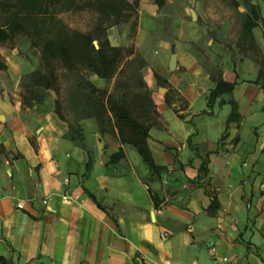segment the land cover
Returning a JSON list of instances; mask_svg holds the SVG:
<instances>
[{"label":"crops","instance_id":"1","mask_svg":"<svg viewBox=\"0 0 264 264\" xmlns=\"http://www.w3.org/2000/svg\"><path fill=\"white\" fill-rule=\"evenodd\" d=\"M126 1L105 36L143 63L155 167L110 114L33 84L39 60L4 57L0 264H264V2L246 34L244 0Z\"/></svg>","mask_w":264,"mask_h":264},{"label":"trees","instance_id":"2","mask_svg":"<svg viewBox=\"0 0 264 264\" xmlns=\"http://www.w3.org/2000/svg\"><path fill=\"white\" fill-rule=\"evenodd\" d=\"M244 3L248 16L243 27L249 34L260 17L256 7ZM78 10H91L97 25L86 32L70 29L61 15ZM133 14L134 4L126 0H0V45L16 37L29 38L40 61V70L31 75L32 83L58 95L60 80L69 77L72 87L68 95H79L88 114L100 122L110 114L120 142L131 145L154 169L148 139L156 113L141 78L143 63L138 57L129 59L132 46H111L105 36L108 26L125 22ZM56 68L62 72L61 79ZM5 69L0 61V70ZM90 75L114 79L111 92L96 88L88 80Z\"/></svg>","mask_w":264,"mask_h":264},{"label":"rangeland","instance_id":"3","mask_svg":"<svg viewBox=\"0 0 264 264\" xmlns=\"http://www.w3.org/2000/svg\"><path fill=\"white\" fill-rule=\"evenodd\" d=\"M61 20L70 28L73 30H78L81 32H86L90 29H93L95 25H97L95 21V16L92 13L91 10H78V11H70L68 13H65L61 15ZM231 20L236 21L237 20V13L232 10L231 12ZM257 32L264 33V26L260 25L257 29ZM29 41V38L27 37H16L13 41H7L4 44L0 45V60L4 59V57H7L9 59V62L14 69V67H19V65L24 61L28 65V67H32L35 65L37 60H39V53L36 49H31V47H24V45ZM257 58L259 59L262 54H257ZM24 56V58H23ZM138 66V64H135ZM16 69V68H15ZM57 75H60V79L62 76V72L59 68H56ZM16 74L12 70H9L7 73H0V83L1 80L4 81L8 79L9 81L12 79L15 81ZM31 80V78H29ZM71 80L69 77H62V79L59 82V94L63 96H67L69 92L71 91ZM111 85V86H110ZM115 85V82L112 84H108V88H103L104 90L111 92ZM3 88L0 86V98H1V92ZM28 92V90H26Z\"/></svg>","mask_w":264,"mask_h":264},{"label":"water","instance_id":"4","mask_svg":"<svg viewBox=\"0 0 264 264\" xmlns=\"http://www.w3.org/2000/svg\"><path fill=\"white\" fill-rule=\"evenodd\" d=\"M192 18H195V15H194L193 12H192ZM93 44H94L95 47H97V44L95 42ZM174 61H175L174 56H172L171 57V60H170V64H169V68L170 69H173V67H174Z\"/></svg>","mask_w":264,"mask_h":264},{"label":"built area","instance_id":"5","mask_svg":"<svg viewBox=\"0 0 264 264\" xmlns=\"http://www.w3.org/2000/svg\"><path fill=\"white\" fill-rule=\"evenodd\" d=\"M17 207H18V208H21V205H17ZM165 237H166V235H163V238H165ZM211 251L213 252V251H214V249L212 248V249H211ZM223 260H226V259H225V258H223Z\"/></svg>","mask_w":264,"mask_h":264}]
</instances>
